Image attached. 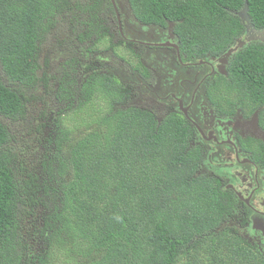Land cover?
I'll use <instances>...</instances> for the list:
<instances>
[{"label": "trees", "instance_id": "obj_1", "mask_svg": "<svg viewBox=\"0 0 264 264\" xmlns=\"http://www.w3.org/2000/svg\"><path fill=\"white\" fill-rule=\"evenodd\" d=\"M70 1L0 0V264H264L238 236L212 231L221 216L220 191L196 174L200 154L190 147L187 123L174 114L157 123L135 107L111 111L124 91L95 64L82 97L68 104L77 110L70 117L89 123L90 131L75 140L60 128V148L67 147L61 162L71 174L58 190L53 185L59 201L35 223L41 199L33 183L18 185L13 176L12 155L1 148L9 138L3 119L23 113L45 21L54 12L63 18ZM127 2L138 21L171 28L190 57L219 55L245 39L234 13L244 3L254 28L264 29V0ZM95 38L86 58L106 39ZM231 56L222 92L218 83L210 97L217 96L222 111L224 103L238 101L260 107L264 127V42L246 41ZM46 67H55L50 56L43 59ZM20 206L33 223L30 232L21 230Z\"/></svg>", "mask_w": 264, "mask_h": 264}, {"label": "flooded vegetation", "instance_id": "obj_2", "mask_svg": "<svg viewBox=\"0 0 264 264\" xmlns=\"http://www.w3.org/2000/svg\"><path fill=\"white\" fill-rule=\"evenodd\" d=\"M100 1L103 0H90L88 7ZM106 1L109 3L110 14L107 12L109 15L100 17L89 14L86 20L90 30L86 31L84 39L89 33L91 47L94 44V34L98 33L100 38H106V42L111 37L112 49H105L110 52L102 53L99 47L97 51L87 53L86 58V48L76 50L75 53L67 49L64 55L59 53V48L45 46L41 53L38 49V65L33 66L36 78L27 87L24 86L26 97L23 96L22 100L26 107L31 99H36V106L39 108L31 115L27 133L19 147L7 149L12 155V162L15 161L21 171V182L33 183L35 190H38L39 177L36 169L39 161L36 159L41 153L44 136L51 131L58 118L62 119L67 115L64 110L68 109L69 101L76 102L79 98L85 80L93 72L90 67L95 64L100 74L116 77L124 91L116 108L135 107L148 111L157 123L171 114L187 123L191 128L190 147L198 149L200 154L201 161L197 165L196 174L209 177L220 191L221 216L212 231H227L236 235L247 248L264 257V147L259 138L264 127L260 124V107L249 108L248 105H240L242 103L238 101L224 103L225 111H222L218 107L217 96L214 100L210 97L213 88L217 92L218 83L222 92L221 83L228 75L230 55L235 51L224 62L222 60L225 53L190 57L181 51L179 40L169 27H151L138 21L127 0ZM74 5L76 0H71V9ZM69 12H65L63 18L54 12L45 21L40 42L47 30H54L59 34L63 32L61 26L56 24L66 22L65 17ZM93 18H98L104 25H111L113 33H108L107 36L104 28H94ZM141 28H151V32H156L157 41L126 38V30L137 36L141 34ZM253 32L256 30H246L243 38ZM164 34H167V38L160 39ZM116 38L132 45L127 47L132 58L119 53L118 45L114 42ZM78 39H82L80 35ZM82 45L88 46L87 42ZM149 50L150 52H145ZM48 56L55 65L50 70L43 68V59ZM58 60L59 64L56 65ZM76 61H79V66H76ZM74 81H77L75 90L72 88ZM66 88L73 92V97L64 95L61 98L60 93L66 92ZM40 109L48 111L49 121L45 118L46 112L44 116H40ZM25 111L23 109L19 116L3 119L6 120L10 137L19 121L26 117L28 109L25 108ZM60 134L59 128L57 137H49L45 141V145L51 147L53 158H58L59 163L63 150L67 148H60ZM53 184L57 185L54 180ZM56 187L55 190H58V185ZM23 215L24 211L22 217ZM35 218V222L41 220L38 212ZM25 222L30 223L27 219Z\"/></svg>", "mask_w": 264, "mask_h": 264}, {"label": "rangeland", "instance_id": "obj_3", "mask_svg": "<svg viewBox=\"0 0 264 264\" xmlns=\"http://www.w3.org/2000/svg\"><path fill=\"white\" fill-rule=\"evenodd\" d=\"M89 2L90 0H76V5L73 6L69 14L65 17L66 22H58L56 24L57 26L59 25L61 26L63 32L59 34L58 32H55L54 30H51V31L47 30V32L45 33V37L40 42V45L39 46L37 45V48L39 49V53H41L43 49H45L44 48L45 46L61 49L59 50L60 51L59 53L61 55H64L66 53L65 50L67 49H70L72 53H75L76 50L84 49L85 46L82 45L84 42H87L89 46L90 44L89 33L86 35V40L84 39L86 31L90 30V28L87 27L86 19L89 14L92 17L94 16L100 17L102 15H108L107 12H108V5H109L108 1L103 0L97 4L94 3L90 5L91 7L87 9ZM108 13L110 14V12ZM53 15L54 13L51 14V17ZM92 25L96 29H100L101 27L104 28L105 31L107 32V36H108V33L109 34L113 33L110 27L111 25L102 24L101 22L98 21V18H93ZM129 25L133 26V24H129ZM126 31H127V36H126L127 39L133 38V39L144 40V41H157L156 39L157 35H155L156 32H151V28L149 30L146 28H141V34L137 36L130 30H126ZM79 35L82 39H78ZM153 35L155 36L153 37ZM166 35L167 34L162 35L160 39L163 40L167 38ZM94 37H96L95 34H94ZM94 39L97 40V38H94ZM94 39L92 41L93 43H94ZM111 42H112L111 37H109L108 42L106 41L101 42L99 51H101L102 53L110 52L109 50L106 51L105 49H112L110 48ZM114 42L118 45L117 47L119 48L118 51L120 54H125L126 58H129V59L132 58L129 50L127 49V47L129 46L132 47V45H130L129 43H126L124 40L123 42H121L118 40V38H116ZM142 48L143 50H145L144 46H142ZM145 52L148 53L150 52V50L145 51ZM146 59L150 61L149 58H146ZM58 64H59V60L58 62H56V65ZM79 64H80L79 61H76V66H79ZM85 85L82 88L83 90H85L86 88ZM72 88L73 90L77 88V81L73 82ZM63 89H65V87H63ZM66 90H67L66 92L61 91L60 93L61 98H63L64 95H68L69 98L73 97V92H71L69 88H66ZM82 95L83 94H80V97H82ZM37 101L38 100L36 99H31L26 107H25V103L22 102L24 111H25V108H27L28 113L26 114L25 118L19 121V123L15 127V130L12 136L9 137L1 145L2 149H16L17 147H19L20 142L22 141V139H24V136L27 133L28 126L30 124L31 115L33 114V112L36 113L38 111L39 107L36 106ZM55 102L60 103L57 100H55ZM61 103H62V99H61ZM110 109L111 111H115L116 104L112 102ZM64 111L67 112V115H65V117L63 118V122L61 121L60 118H58L57 121L54 123V127L51 129V131L45 134L43 143H42L41 153L39 157L36 159V161H39L38 168L36 169L37 171L36 174L39 177L37 197L41 199V204H42L41 207H38L40 217L41 215L44 216L46 213H48L49 209L52 210L54 205L59 201V192H56L54 190L53 180L56 182L57 185H61L63 183H66V181L69 179V176L71 174V168L69 164H65L66 163L65 160L61 162L62 158L65 156H62V155L60 156V163L55 158H53L52 153H51V147L45 145L46 139L49 137H57L59 134V128L65 129V134L67 138H71L75 140L83 137L86 133L90 131L89 123L87 125H84V124H81V121L72 119L70 117L72 113L77 114V110L75 109L74 106H68V109H65ZM45 112H46L45 118L47 121H49L48 111L44 109H40V116L41 117L44 116ZM5 121L6 120H3V123H5ZM60 135H61V139L63 142L65 138L62 136V130H61ZM11 169H12L14 178L18 182V185H21L22 183L21 182L22 176L20 173L21 171L19 170V167L17 166V163L15 161L11 163ZM24 220H25V216L23 215V223L26 224ZM40 222H42V218L39 221V223ZM27 232H30V231L28 230Z\"/></svg>", "mask_w": 264, "mask_h": 264}, {"label": "water", "instance_id": "obj_4", "mask_svg": "<svg viewBox=\"0 0 264 264\" xmlns=\"http://www.w3.org/2000/svg\"><path fill=\"white\" fill-rule=\"evenodd\" d=\"M247 4L244 3L243 8L239 12H234L241 20V22L244 24L245 29L249 31H255L251 35L248 34V36L245 39H240L237 41V44L233 47H231L225 54L229 55L231 52L235 51L238 48H242V46L245 44L246 41H252V40H260L264 42V29L257 30L254 28L253 24L250 21L249 15L247 13ZM172 23H169V26H171ZM171 29V28H169ZM225 61V58L222 60ZM256 115V113H255ZM259 138L264 142V132L262 131L259 135Z\"/></svg>", "mask_w": 264, "mask_h": 264}, {"label": "clouds", "instance_id": "obj_5", "mask_svg": "<svg viewBox=\"0 0 264 264\" xmlns=\"http://www.w3.org/2000/svg\"><path fill=\"white\" fill-rule=\"evenodd\" d=\"M38 42H40V41H38ZM237 44V43H236ZM235 46V45H234ZM233 47V46H232ZM231 48V47H230ZM229 48V49H230ZM228 49V50H229ZM239 49V48H238ZM227 50V51H228ZM237 50V49H236ZM235 50V51H236ZM227 51H225V52H223V54L224 53H226ZM234 52V51H233ZM233 52H231L230 54H232ZM229 54V55H230ZM225 56L223 57V58H225V61H226V59H227V56L228 55H226V54H224ZM231 56V55H230ZM232 57V56H231ZM230 57V58H231ZM37 60H39V57H38V59ZM230 60V59H229ZM229 64V63H228ZM34 66V65H33ZM228 68V67H227ZM227 72H228V70H227ZM228 76V75H227ZM226 78V77H225ZM5 126H6V124L5 123H3ZM7 127V126H6ZM7 132H8V134H9V137H10V133H9V130H8V128H7ZM3 150H7V149H3ZM54 185V184H53ZM22 211H23V206H20V210H19V213H18V217H19V220L21 221V225H22V227H21V230L23 229L24 231H26V230H29L30 231V228H31V225L33 224V223H26V224H24L23 223V217H22ZM38 215H39V209H38ZM40 217V216H39ZM41 219V218H40ZM25 221V220H24ZM35 223H39V222H35ZM41 223V222H40Z\"/></svg>", "mask_w": 264, "mask_h": 264}]
</instances>
